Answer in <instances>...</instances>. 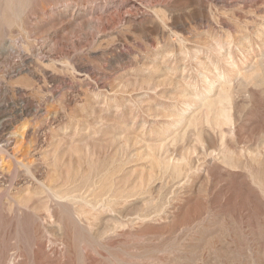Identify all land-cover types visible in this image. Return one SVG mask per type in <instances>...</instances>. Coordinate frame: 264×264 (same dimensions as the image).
<instances>
[{
  "label": "rangeland",
  "instance_id": "rangeland-1",
  "mask_svg": "<svg viewBox=\"0 0 264 264\" xmlns=\"http://www.w3.org/2000/svg\"><path fill=\"white\" fill-rule=\"evenodd\" d=\"M17 48L105 88L5 110L0 264H264V0H0V80Z\"/></svg>",
  "mask_w": 264,
  "mask_h": 264
},
{
  "label": "bare ground",
  "instance_id": "bare-ground-1",
  "mask_svg": "<svg viewBox=\"0 0 264 264\" xmlns=\"http://www.w3.org/2000/svg\"><path fill=\"white\" fill-rule=\"evenodd\" d=\"M8 36H10V34ZM4 40L6 42H9L11 39ZM32 46L33 45H31V48ZM16 50V60L12 61L9 67L4 70L3 78L0 80V148L3 150H8L9 147L11 148V145L15 144V134H17L15 133L14 129H9L11 123L9 122L8 118L5 117V110L8 107H10L15 116L18 117V120L23 119L27 120V122H39L40 125L43 124L48 126L50 124H53L55 120L58 119L57 117L59 115V111L57 109H52L50 107L51 104L56 103L63 107L65 105L68 106L81 99L82 95H84L88 91L96 94L103 90L104 87L99 71L94 70L91 66L88 65L87 62L80 60L79 57L54 61L55 67L53 69H49L41 66L38 63L39 61L37 62L36 59L34 60V58L24 49L17 48ZM56 66L58 68H56ZM21 74H26L27 76H29V78L31 79V83L28 85H21L14 82V79ZM82 86L85 87L84 90H82V88H79ZM34 133L39 137L37 143H42L44 140V137L41 138L43 131L40 130V128L35 127ZM17 151L18 149H12V151H10L11 155L15 156L17 154ZM17 157H15V159L13 157V160H17L16 162L21 167L19 168L21 171V174L19 173V175H21L22 178L27 177L29 168L26 169V162L22 159L18 160ZM39 172L40 176L42 172ZM52 198L55 197L52 196Z\"/></svg>",
  "mask_w": 264,
  "mask_h": 264
}]
</instances>
